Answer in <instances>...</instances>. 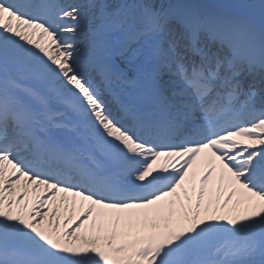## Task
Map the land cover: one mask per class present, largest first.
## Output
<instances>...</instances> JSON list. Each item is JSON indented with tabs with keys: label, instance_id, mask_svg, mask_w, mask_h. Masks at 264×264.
Returning a JSON list of instances; mask_svg holds the SVG:
<instances>
[{
	"label": "snow or ice",
	"instance_id": "6c2138e0",
	"mask_svg": "<svg viewBox=\"0 0 264 264\" xmlns=\"http://www.w3.org/2000/svg\"><path fill=\"white\" fill-rule=\"evenodd\" d=\"M125 7L0 0V264H264V0L259 24ZM112 38L143 42L149 65L120 118L88 75ZM113 159L119 174L100 175Z\"/></svg>",
	"mask_w": 264,
	"mask_h": 264
},
{
	"label": "rangeland",
	"instance_id": "374dc122",
	"mask_svg": "<svg viewBox=\"0 0 264 264\" xmlns=\"http://www.w3.org/2000/svg\"><path fill=\"white\" fill-rule=\"evenodd\" d=\"M189 2V7L188 8H192V3H194V4H196L197 2H199L198 0H189L188 1ZM226 2V1H225ZM200 3V2H199ZM227 3V2H226ZM256 12L257 13H261V10L260 9H258V10H256Z\"/></svg>",
	"mask_w": 264,
	"mask_h": 264
}]
</instances>
